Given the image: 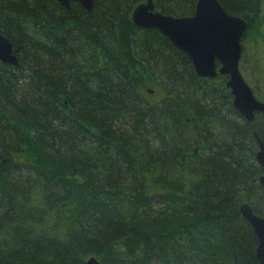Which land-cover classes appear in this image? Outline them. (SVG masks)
Wrapping results in <instances>:
<instances>
[{
	"label": "trees",
	"instance_id": "1",
	"mask_svg": "<svg viewBox=\"0 0 264 264\" xmlns=\"http://www.w3.org/2000/svg\"><path fill=\"white\" fill-rule=\"evenodd\" d=\"M218 1L255 48L262 0ZM142 2L0 0L21 64L0 63V264H258L239 206L264 215V116L135 27ZM152 2L189 17L197 0Z\"/></svg>",
	"mask_w": 264,
	"mask_h": 264
},
{
	"label": "water",
	"instance_id": "2",
	"mask_svg": "<svg viewBox=\"0 0 264 264\" xmlns=\"http://www.w3.org/2000/svg\"><path fill=\"white\" fill-rule=\"evenodd\" d=\"M55 1L66 10L72 2L85 11L92 9V0ZM131 21L138 29L159 32L189 59L198 77L214 79L217 75L225 76L232 106L244 120L251 122L255 114L264 115V101L255 98L239 70L241 40L247 30V22L225 11L218 0H197L194 13L189 17L164 15L154 9L152 0H145L133 9ZM0 63L21 68L11 42L1 30ZM254 138L257 146L255 161L261 170L258 182L264 189V142L257 135ZM239 214L256 237L255 258L258 264H264V215L257 216L247 203L239 206ZM85 264L100 263L92 256Z\"/></svg>",
	"mask_w": 264,
	"mask_h": 264
},
{
	"label": "rangeland",
	"instance_id": "3",
	"mask_svg": "<svg viewBox=\"0 0 264 264\" xmlns=\"http://www.w3.org/2000/svg\"><path fill=\"white\" fill-rule=\"evenodd\" d=\"M261 16L263 20L259 31L260 38L256 37L255 40L258 44L254 48L255 44H252L254 41L251 39L254 37L249 35L246 41L242 43V55L245 54L246 57L244 64L240 60L239 70L251 90L256 89L258 100L264 101V0L261 4ZM249 62L258 66V69H253Z\"/></svg>",
	"mask_w": 264,
	"mask_h": 264
},
{
	"label": "bare ground",
	"instance_id": "4",
	"mask_svg": "<svg viewBox=\"0 0 264 264\" xmlns=\"http://www.w3.org/2000/svg\"><path fill=\"white\" fill-rule=\"evenodd\" d=\"M143 1H145V0H143ZM256 134H254V136H255ZM249 205V204H248ZM250 206V205H249ZM92 257V256H91Z\"/></svg>",
	"mask_w": 264,
	"mask_h": 264
},
{
	"label": "flooded vegetation",
	"instance_id": "5",
	"mask_svg": "<svg viewBox=\"0 0 264 264\" xmlns=\"http://www.w3.org/2000/svg\"><path fill=\"white\" fill-rule=\"evenodd\" d=\"M264 116V115H263Z\"/></svg>",
	"mask_w": 264,
	"mask_h": 264
}]
</instances>
